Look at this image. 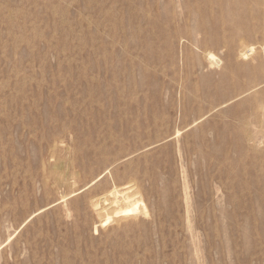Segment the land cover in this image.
I'll return each mask as SVG.
<instances>
[{
  "label": "rangeland",
  "instance_id": "1",
  "mask_svg": "<svg viewBox=\"0 0 264 264\" xmlns=\"http://www.w3.org/2000/svg\"><path fill=\"white\" fill-rule=\"evenodd\" d=\"M181 2L0 0V264H264V0L238 69Z\"/></svg>",
  "mask_w": 264,
  "mask_h": 264
},
{
  "label": "bare ground",
  "instance_id": "2",
  "mask_svg": "<svg viewBox=\"0 0 264 264\" xmlns=\"http://www.w3.org/2000/svg\"><path fill=\"white\" fill-rule=\"evenodd\" d=\"M256 2L257 0H183L180 5L181 12L184 14L183 20L185 21L187 17V20L192 19L193 23L191 25L188 23V26H184L182 30L179 29L177 32L178 37L186 39L191 45H195L199 49L206 51L207 59L212 65H219L221 59L215 54L214 50L222 48L226 52L228 63L231 66L235 69L243 67L245 65L243 63H238V59H248L251 57L254 52V47L243 45L241 49L237 50L236 41L241 38L243 34L249 36V29L248 27L244 28V22L246 20L248 21L249 16L253 15V8ZM195 11H197L196 14ZM225 27L229 30L227 38L223 36V31L226 30ZM199 34H201L202 37H199ZM233 75L240 76L239 73ZM227 78L228 76L226 75V79ZM239 116L240 117L236 118L237 121H229L226 127L233 131L232 135L242 128L240 139L238 138V141H236L232 138V135L231 137L225 136L224 139L230 140L227 142L236 143H242L243 140L246 139L257 141L258 139L246 133L244 128H246V124L254 123L255 125H264V121H261V119L257 117H254L252 120L243 117V115ZM134 191H136V183H129L123 188L115 187L113 190L106 192L102 197L97 199L95 208H97V210L102 209L106 211L108 208H106V205L111 209L112 207H120L121 203L125 202L128 203L129 206L125 207L124 205L125 208H120L118 211L115 210L116 212L114 213L116 214L113 215L120 216L121 213L128 215L133 212H136L135 215H137L139 210L141 211L140 206H142V211L147 214L149 210H147V205L144 200L141 199L142 197L137 199L136 196H134ZM139 194H137L138 197ZM112 216L107 214V217L103 219V224L100 223L107 226L111 219H113ZM123 217H126V215Z\"/></svg>",
  "mask_w": 264,
  "mask_h": 264
}]
</instances>
